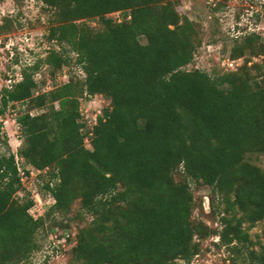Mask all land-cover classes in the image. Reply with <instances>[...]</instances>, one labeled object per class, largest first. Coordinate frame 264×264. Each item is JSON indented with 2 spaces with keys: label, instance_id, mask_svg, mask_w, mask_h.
I'll return each instance as SVG.
<instances>
[{
  "label": "trees",
  "instance_id": "1",
  "mask_svg": "<svg viewBox=\"0 0 264 264\" xmlns=\"http://www.w3.org/2000/svg\"><path fill=\"white\" fill-rule=\"evenodd\" d=\"M38 1L49 13L46 39L58 50L0 89V117L14 108L20 141L0 155V264L27 258L54 214L89 217L66 251L68 264H190L212 236L229 264H264V244L250 238L264 219V170L253 162L264 154L260 37L234 38L226 58L242 63L208 74L186 69L202 32L176 0ZM69 62L80 77H51L39 88L41 66L53 75ZM97 96L109 103L87 128L80 101ZM23 163L38 174L37 194L52 200L44 216L31 217L33 199L17 197L28 175ZM190 183L209 189L215 226L198 218L201 197ZM63 236L71 242L68 229Z\"/></svg>",
  "mask_w": 264,
  "mask_h": 264
},
{
  "label": "rangeland",
  "instance_id": "2",
  "mask_svg": "<svg viewBox=\"0 0 264 264\" xmlns=\"http://www.w3.org/2000/svg\"><path fill=\"white\" fill-rule=\"evenodd\" d=\"M176 1L178 2V13L199 25L202 32V44L196 50L192 63L186 69H199L208 74L213 73V68L215 70L221 68L223 71L233 70L235 66L242 63V59L232 63L226 58L230 43L234 38L254 33L264 43V0H226L217 10L213 9L219 0ZM48 15V10L38 0H0V89L8 88L19 80L20 70L24 66L31 65L37 59H42L50 49L58 50L54 43L46 39L49 27ZM116 15L113 14L110 17L117 19ZM85 24L95 33L101 31V27L96 22ZM139 40L143 42L142 39ZM67 51L73 61L74 54ZM252 61L258 62L259 59L253 58ZM80 75L76 66L69 62L59 73L53 75L47 67L41 66L34 79L39 84L43 81V87L39 85L42 89L50 85L51 77L56 83H61L80 77ZM108 103V100L101 96L80 101V106L86 109L87 128L92 125L95 116L102 115V110L107 108ZM14 117V108L10 107L0 117V155L6 151L14 153L20 144ZM83 135L87 137L86 133ZM253 162L264 170V154L259 155ZM22 166L24 169L19 165L20 171L26 170L28 175L23 174L22 190L17 197L21 198L24 195L33 199L34 205L28 210L31 217L44 216L52 200L44 192L40 193L42 196L37 194L41 185L37 172L24 163ZM190 189L196 196L201 197L203 216L198 218L208 226H215L216 222L212 224L208 218L211 212L209 189L204 186L196 188L193 183H190ZM194 214L197 216V212ZM213 215V221H216V215ZM88 221L89 217L86 215L83 216L81 222L69 221L56 214L47 217L43 228L35 236L36 249L31 251L27 258L15 264H68L66 251L75 241L79 230L85 227ZM64 226L67 227L66 230ZM263 227L264 219L257 222L251 229L250 238L253 242L259 241L264 244V239L260 235ZM67 229L70 234V243L64 242L63 235ZM217 243L216 236L201 241L200 252L190 261V264H229L226 248L221 245L217 246Z\"/></svg>",
  "mask_w": 264,
  "mask_h": 264
},
{
  "label": "built area",
  "instance_id": "3",
  "mask_svg": "<svg viewBox=\"0 0 264 264\" xmlns=\"http://www.w3.org/2000/svg\"><path fill=\"white\" fill-rule=\"evenodd\" d=\"M79 114H80V116H81V120H82V121H86V122H88V121H87V115H86V109H84V108H82V107L80 106V107H79ZM98 116H100V115L98 114ZM96 117H97V116H95L94 119H93L94 122H95ZM94 122H93V123H94ZM93 123H92V124H93ZM85 142L87 143V139H85ZM36 196H37V194H36Z\"/></svg>",
  "mask_w": 264,
  "mask_h": 264
}]
</instances>
